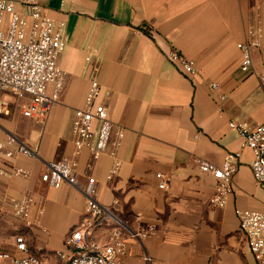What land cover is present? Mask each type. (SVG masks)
Wrapping results in <instances>:
<instances>
[{
	"label": "crops",
	"instance_id": "1",
	"mask_svg": "<svg viewBox=\"0 0 264 264\" xmlns=\"http://www.w3.org/2000/svg\"><path fill=\"white\" fill-rule=\"evenodd\" d=\"M42 8L66 26L63 91L44 122L24 116L28 98L1 94L0 143L32 154L0 155V254L68 264L57 254L68 255L67 237L87 219L85 198L69 184L54 189L42 181L49 164L64 163L75 166L80 184L94 178L99 203L117 204L133 231L154 228L146 239L126 240L125 264H258L238 212L264 214V190L251 171L253 152L229 124L264 125V0H44ZM257 33L260 47L244 71L238 46ZM172 50L196 64L195 77L169 59ZM93 77L110 93V121L124 130L112 180L114 158L94 161L75 147V112ZM230 154L241 157L233 190L224 209H213L217 181L197 161L222 167ZM159 174L168 178L164 191ZM24 199L30 227L13 214V202ZM96 238L106 243L108 232Z\"/></svg>",
	"mask_w": 264,
	"mask_h": 264
},
{
	"label": "built area",
	"instance_id": "2",
	"mask_svg": "<svg viewBox=\"0 0 264 264\" xmlns=\"http://www.w3.org/2000/svg\"><path fill=\"white\" fill-rule=\"evenodd\" d=\"M44 0H0V116L7 114V105L1 94L9 93L19 100L29 99L24 110L26 118L46 121L53 106L59 101L63 91V74L59 67V59L67 47L66 26L56 22L43 12ZM7 15L9 26L4 27ZM256 40L249 44L239 45L243 54L242 68L249 71L252 68V50L260 47L261 34H256ZM169 59L188 78L198 74L196 64L172 50ZM264 88V77L262 78ZM50 86L54 87L49 94ZM217 85H213L216 90ZM110 96L105 92L96 77L89 83L85 105L75 112L73 133L75 147L78 152L88 150L94 161L109 155L115 159V164L108 179L112 180L119 174L122 163L117 158V150L124 138V130L110 121L104 98ZM231 130L236 131L244 142V147L254 154L251 166L253 177L264 190V125L248 127L231 122ZM116 138L113 148L111 143ZM14 141L10 140L11 145ZM16 154L31 155L32 152L21 147L18 150L8 149L0 143V155L13 159ZM240 154L227 156L222 167L204 160L197 164L201 172L209 174L217 181L215 194L210 200L213 209H224L227 199L233 190L234 178L240 164ZM75 166L64 163L48 165L42 181L54 189L63 184H69L81 194L86 202L87 219L79 228L73 231L65 241L68 255L58 253L68 264H125L121 258L126 255L127 239L143 240L153 235L155 230L133 231L119 216L117 204L105 207L96 198V180L89 178L85 185L80 184L74 171ZM0 175H3L0 172ZM14 175L27 176L23 170H16ZM159 189L168 188V178L157 175ZM29 200L13 202V214L31 226L29 217ZM240 231L248 240L251 253L258 264H264V214L255 212H238ZM136 220L140 221L139 216ZM106 230L108 241L100 242L96 235ZM18 249L27 252L23 238L17 240ZM149 262V258H145ZM0 264H46L35 256L15 258L8 254H0Z\"/></svg>",
	"mask_w": 264,
	"mask_h": 264
},
{
	"label": "rangeland",
	"instance_id": "3",
	"mask_svg": "<svg viewBox=\"0 0 264 264\" xmlns=\"http://www.w3.org/2000/svg\"><path fill=\"white\" fill-rule=\"evenodd\" d=\"M9 20H8V17L7 15L5 16V21H4V27L7 28L9 26ZM7 26V27H6Z\"/></svg>",
	"mask_w": 264,
	"mask_h": 264
}]
</instances>
